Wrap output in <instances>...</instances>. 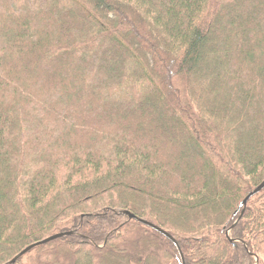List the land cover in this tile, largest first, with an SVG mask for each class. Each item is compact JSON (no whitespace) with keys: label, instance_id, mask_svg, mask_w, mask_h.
Segmentation results:
<instances>
[{"label":"trees","instance_id":"16d2710c","mask_svg":"<svg viewBox=\"0 0 264 264\" xmlns=\"http://www.w3.org/2000/svg\"><path fill=\"white\" fill-rule=\"evenodd\" d=\"M263 181L264 0H0V264H260Z\"/></svg>","mask_w":264,"mask_h":264},{"label":"water","instance_id":"95a60500","mask_svg":"<svg viewBox=\"0 0 264 264\" xmlns=\"http://www.w3.org/2000/svg\"><path fill=\"white\" fill-rule=\"evenodd\" d=\"M263 188H264V181L255 190H253L252 192H250L248 194V196L242 202V206H243L242 213L244 212V210L246 208L248 199H250L256 193L260 192ZM122 213L128 215L129 216V219H137L138 221L144 223L145 225H148V226L152 227L153 229L159 231L160 233H162L163 235H165L166 237H168L170 240H172L177 245L175 239L171 235H169L165 230H163L162 228H160V227H158V226H156V225H154V224H152L150 222H147L145 220H142V219L138 218L137 216H135L134 214L130 213L129 211H123ZM72 233L73 232H62V233H58V234L49 236V237H47V238H45V239H43L41 241L35 242V243L29 245L27 248H25L17 256H15V258H13V260H12V263H15L19 257L25 255L31 249H33V248H35V247H37L39 245H43L45 243H48V242H50L52 240H55V239H58V238H61V237H64V236L71 235ZM229 234H230V229L227 230V235L229 236ZM181 257H182V264H185L183 255H181ZM255 260H256L255 261V264H259V257L258 256L255 257Z\"/></svg>","mask_w":264,"mask_h":264},{"label":"rangeland","instance_id":"374dc122","mask_svg":"<svg viewBox=\"0 0 264 264\" xmlns=\"http://www.w3.org/2000/svg\"><path fill=\"white\" fill-rule=\"evenodd\" d=\"M260 264H264V255L261 257V262Z\"/></svg>","mask_w":264,"mask_h":264}]
</instances>
